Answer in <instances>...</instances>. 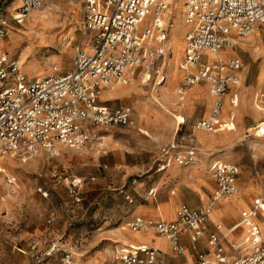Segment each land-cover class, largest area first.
I'll list each match as a JSON object with an SVG mask.
<instances>
[{"label": "built area", "instance_id": "obj_1", "mask_svg": "<svg viewBox=\"0 0 264 264\" xmlns=\"http://www.w3.org/2000/svg\"><path fill=\"white\" fill-rule=\"evenodd\" d=\"M46 0H19L10 16L0 14V38L11 23H23ZM80 31L88 37L84 46H77L72 67L59 72L28 77L21 72L18 60L6 51L0 52V167L6 155L29 157L43 151L51 156L60 147L96 150L106 153V130L114 125H127L131 109L110 107L102 101V93L112 84L126 85L140 77L145 83L165 79V41L173 26L169 16L170 0H82ZM184 35L180 68L185 72L183 83L176 89L182 97L193 85L205 84L213 98V107L206 119L195 128L214 131L217 126L232 130L233 122L221 121L223 96L229 87L239 84L238 71L242 59L220 57L219 53L235 46L237 36L250 34L257 25H264V0H183ZM86 47V48H85ZM216 55L209 60L206 52ZM206 57V58H205ZM159 85V84H158ZM264 100V86L259 93ZM171 161L167 157L164 163ZM174 161L188 165L197 161L193 148L179 151ZM164 163L159 167H164ZM208 172L216 188L204 204L195 208L180 203L172 221L136 216L127 222L132 231H155L163 236L172 251L187 264L181 236H187L192 250L197 251L196 264H264V238L257 212L264 213V198L254 201L253 210L240 212L239 221L222 231L221 223L209 229L210 214L221 197L230 198L237 191L239 167L232 162L214 160ZM13 184L14 177H7ZM68 196L78 206L82 197V181H68ZM153 189L148 194H153ZM126 198L131 201L128 195ZM86 214V209L81 213ZM54 217L48 219L51 223ZM237 226L245 235L236 241L231 233ZM206 235L205 248L198 250V241ZM56 247L52 244L46 254ZM114 264H170L157 247L131 246L115 251ZM56 264H76L72 253L64 251Z\"/></svg>", "mask_w": 264, "mask_h": 264}, {"label": "rangeland", "instance_id": "obj_2", "mask_svg": "<svg viewBox=\"0 0 264 264\" xmlns=\"http://www.w3.org/2000/svg\"><path fill=\"white\" fill-rule=\"evenodd\" d=\"M177 2L179 8L183 6V0ZM18 4L19 0H0V14L12 15ZM82 11V0H46L23 23H11L6 36L0 38V52L6 51L18 63L20 61L21 72L28 77L46 75L56 64L59 72H67L72 67L76 47L88 42V37L79 28ZM173 14L170 13L168 17L174 25L176 18ZM184 25L185 28L180 32L183 39L188 30L183 20ZM255 32L258 36L254 37ZM56 34L58 36L54 37ZM235 40L233 48L219 55L222 58L238 56L242 59L243 65L238 71L240 84L231 85L223 96L224 109L220 117L226 113L229 119H233L231 106L237 107L233 104L236 98L243 115H238L240 121L233 120L236 124L240 123L237 126L239 135L246 137L234 145L218 144L207 153L218 155L228 151V162L236 163L241 171H251L258 179L256 171L264 166V159H258L260 150L264 148V137L260 136L264 131L259 130L264 127V112H260L259 117L256 114L257 118L250 107V98L253 106L254 93L260 92L264 86V80L259 82L257 78L264 70V25L255 26L250 34L237 36ZM166 47H169L167 43ZM182 55L183 50L176 59L175 72L178 71L177 65L179 61L181 63ZM205 55L209 60L216 58L209 51ZM172 57L171 49L165 55L166 78L162 84L157 85L152 79L143 85L140 84V77H137L120 87L125 89V98L105 100L103 93L102 100L106 105L128 106L132 112L127 125H114L106 130L105 134L112 139L111 143L105 140L106 153L60 147L54 156L43 151L29 157L6 155L7 160L2 161L0 167V264H56L64 251L72 253L76 264H114V244L108 237H113L112 233L121 226L128 228L127 222L134 206L146 199L148 188L155 180L154 175L150 176L152 171L149 166L160 157L161 147L171 139L178 126L174 121L164 127L139 123L134 107L139 100L142 103H147L149 99L157 100L159 91L164 88L173 92L175 98L185 72L179 67L175 81L170 80ZM136 83L138 87H135ZM131 85L134 88H129ZM242 100L248 104L244 105ZM259 104L264 107V100ZM178 105L168 107L172 113L180 114L174 115L178 122H185L183 132L195 134V124L205 117L206 112L210 113L211 105L208 107L203 95L189 100L185 108ZM234 113H239L238 108ZM178 127L181 128V124ZM251 127L256 129L251 132ZM140 128L145 129L148 135L140 133ZM255 143L259 145L254 149ZM117 157L122 161L121 166L114 165ZM196 162L200 164V159ZM127 170L132 172L127 173ZM8 176L14 177L13 184L7 181ZM72 178L82 181V201L78 206L68 196L67 183ZM85 209L86 214L83 216L81 213ZM51 216L54 220L48 223ZM218 222L222 224L224 232L226 225L220 219L214 221ZM261 223L264 227V218ZM53 243L56 244L54 251L46 254Z\"/></svg>", "mask_w": 264, "mask_h": 264}, {"label": "crops", "instance_id": "obj_3", "mask_svg": "<svg viewBox=\"0 0 264 264\" xmlns=\"http://www.w3.org/2000/svg\"><path fill=\"white\" fill-rule=\"evenodd\" d=\"M121 86L124 85H115L106 89L104 99H113L117 97L125 98V89L120 88ZM196 91H200L203 94L199 95ZM202 95L205 97L208 107L211 105L212 110L213 98L207 91L205 84L191 86L182 96L184 97L183 101H181L177 95H175V99L173 92L164 88L162 91H159L157 100L149 99L150 101H147V103L144 104H142V101L140 100L139 102H136L134 107L139 123L154 127H164L169 122L174 121L178 126L181 124V128L177 126L176 129H174L171 139L161 147L160 157L153 162V165L149 166L152 171L150 176L154 175L155 180L149 186L148 190L153 189V194L146 193V199L140 204L134 206L129 220L136 216H141L143 218H151L154 220L172 221L175 219L176 209L180 203H185L190 207L195 208L206 204L211 198L210 195H212V191L215 190L216 183L208 172V167L214 160L228 162L230 158L228 156V151H226L227 153L223 152L218 155H211L207 152L218 144L227 143L229 146L234 145L244 140L246 135L242 137L239 135L237 126L240 123L238 122L236 124L233 120L240 121L238 115H243L242 109L238 106L239 104L237 103L236 98L233 100V104H236L237 107L231 106L233 119H229V116L226 113L221 116L223 120L228 119L227 121L233 122L234 128L232 130L217 126L214 131L196 129L195 134L193 132H183L182 128L185 122H178L177 119L174 118V115L180 114L172 113L168 106H176L179 104L178 106L185 108L189 104V100H195ZM251 102L252 99L250 98V107L253 108ZM242 103L244 105L248 104L244 103L243 100ZM236 108L239 110L237 115L234 113ZM253 111L254 110L252 109V112ZM210 113L208 114V112H206L204 114L205 117H202L199 120L206 119ZM254 115L256 116V114ZM260 115H258V117ZM253 129L256 128H249L251 132ZM259 130L261 132L264 131V127ZM138 131L144 135H148V132L143 128L138 129ZM262 135L264 134H261L260 136L264 137ZM106 139L109 143L112 142L109 135H106L105 140ZM258 145L259 144L255 143L253 145L254 149ZM187 148H193L195 150L196 158L200 159V164L199 162H196L184 167L185 165L182 166L174 161V155L179 151H185ZM260 153L261 155L258 159H264V148L260 150ZM167 157H171V161L164 163V160ZM163 163L164 167H159ZM114 165H122V161L119 157L115 159ZM129 172H132V170H127V173ZM256 176L258 179H255L254 173L251 171H248L247 169L241 171V169H239L237 176L238 193L231 198H225L222 201H219V199L216 202L213 214L210 216L209 229L211 231L213 230L211 227L212 222L219 219L226 225V228L234 226L239 221L241 211L253 210L255 199L258 197L264 198V166L261 167L260 171H256ZM256 216L262 227L261 219L264 218V213L258 211ZM244 235L245 229L241 226L234 228L231 233V236L234 239H241ZM112 236L113 237L108 238H110L114 244L112 250L113 255L115 254V251H118L123 247L128 248L131 246L148 245L160 249L163 253V258L168 263L185 264L182 257L172 253L167 240L155 231H132L129 228L121 226L112 233ZM262 238H264V227H262ZM205 242L206 235L198 241L199 251L204 250ZM180 243L185 247L188 256L187 264H196L197 251L191 249L188 237L185 235L181 236ZM89 264H92V262Z\"/></svg>", "mask_w": 264, "mask_h": 264}, {"label": "bare ground", "instance_id": "obj_4", "mask_svg": "<svg viewBox=\"0 0 264 264\" xmlns=\"http://www.w3.org/2000/svg\"><path fill=\"white\" fill-rule=\"evenodd\" d=\"M170 3H171V5H172V7H171V9H170V7H169V16H170V13H174L173 14V16L175 15V18H176V23L173 25V28H172V31H171V34H170V37L167 39V42L165 41V45H166V43H167V45L169 46V47H167L168 48V50H171L172 49V54H173V57H172V59L170 60L171 61V64L173 65V69L171 70V73H170V75H169V78H170V80L171 81H175V73H178V71H180L179 70V67H180V61L178 62V71L177 72H175V69H174V65H176V59L179 57V56H181V54H182V50H183V47H184V39H183V37H181L180 36V32L182 31V29H183V27L185 28V25L183 26V20L184 19H182V13H183V11H184V5L183 6H181L180 8H179V6H177V0H170ZM47 9V8H46ZM34 12H36V11H34ZM34 12H32V13H34ZM46 12V11H45ZM31 13V14H32ZM255 28V27H254ZM254 30V29H253ZM16 33V32H15ZM17 34V33H16ZM257 35V33L255 32L254 33V37ZM56 36H58L57 34L54 36V37H56ZM62 36V35H61ZM258 36V35H257ZM235 43H236V40L234 41ZM85 44V43H84ZM19 63H20V61H19ZM20 65V64H19ZM57 65V64H56ZM20 67V66H19ZM164 68H165V71H166V58H165V62H164ZM181 69V68H180ZM182 70V69H181ZM40 72V71H39ZM50 73H52V71H50ZM50 73H48V74H50ZM37 76H41V75H37ZM166 78V77H165ZM258 80H259V82H261L262 80H264V70H262L261 72H260V74L258 75ZM141 80V79H140ZM165 80V79H164ZM133 82V81H132ZM164 82V81H163ZM163 82H161V83H157L156 82V84L158 85H160V84H162ZM140 84H143V85H146V83L143 81V80H141L140 81ZM149 84V83H148ZM239 84H240V82H239ZM115 85H120V84H112L110 87H112V86H115ZM135 85V84H134ZM138 85L139 84H137L136 83V86L135 87H138ZM164 86V85H163ZM122 87V86H121ZM128 87V86H127ZM197 87V86H196ZM129 88H134L132 85L129 87ZM195 88V87H194ZM152 90V89H151ZM208 91V90H207ZM261 91V90H260ZM103 93H105V92H103ZM103 93H102V95H103ZM259 93L260 92H255L254 93V100H255V102H254V104H253V112H255V114H260V112H264V107H262V106H260V100H259ZM203 94V93H202ZM102 95H101V97H102ZM104 96V95H103ZM247 96H249V94H247ZM179 98H181V97H179ZM227 99V101L228 102H230L229 100H228V98H226ZM181 100H184V97H182V99ZM209 103V102H208ZM142 104H144V103H142ZM146 106V105H145ZM254 107H256L255 109H254ZM145 108V107H144ZM148 108V107H147ZM105 143H106V141H105ZM227 153V152H226ZM9 156H11V155H9ZM11 157H13V156H11ZM222 158V157H221ZM6 159V156L5 157H1V160H5ZM7 160V159H6ZM221 161V160H220ZM238 193V191L234 194V195H236ZM233 195V196H234ZM232 196V197H233ZM222 198V199H221ZM221 198H219L218 200L219 201H222L223 199H225L226 197H221ZM231 198V197H230ZM217 200V201H218ZM216 201V202H217ZM216 204V203H215ZM213 211H214V209H213ZM213 211H212V213L210 214V216L213 214Z\"/></svg>", "mask_w": 264, "mask_h": 264}]
</instances>
